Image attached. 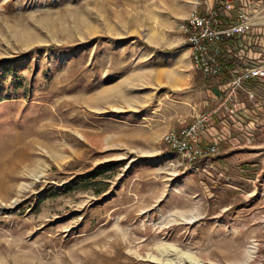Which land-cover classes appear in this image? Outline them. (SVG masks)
<instances>
[{
	"label": "rangeland",
	"instance_id": "1",
	"mask_svg": "<svg viewBox=\"0 0 264 264\" xmlns=\"http://www.w3.org/2000/svg\"><path fill=\"white\" fill-rule=\"evenodd\" d=\"M232 2L264 65V0ZM218 5L0 0V264H264V82L226 111L182 29ZM209 112L214 155L164 142Z\"/></svg>",
	"mask_w": 264,
	"mask_h": 264
},
{
	"label": "built area",
	"instance_id": "2",
	"mask_svg": "<svg viewBox=\"0 0 264 264\" xmlns=\"http://www.w3.org/2000/svg\"><path fill=\"white\" fill-rule=\"evenodd\" d=\"M217 1L218 6L206 7L202 11L197 9L192 11L182 24L191 63L195 69L208 77L220 75L225 68L224 60L231 59L227 55L230 52L229 48L227 46L222 48V42L230 41L235 37L238 41L245 38L243 33L247 27L245 14L241 9H238L234 19L227 13L233 9L232 0ZM223 8L226 14L222 12ZM243 63L242 67H234L230 70L231 80L226 85L227 90L221 103L229 112L231 109L228 108V104L234 100L237 89L243 83L254 80L264 82V65L246 68V63ZM212 113L197 115L190 124L183 128L167 132L163 136L164 142L189 162L214 155L215 144L203 145L201 142V135L206 130Z\"/></svg>",
	"mask_w": 264,
	"mask_h": 264
},
{
	"label": "trees",
	"instance_id": "3",
	"mask_svg": "<svg viewBox=\"0 0 264 264\" xmlns=\"http://www.w3.org/2000/svg\"><path fill=\"white\" fill-rule=\"evenodd\" d=\"M236 40H237L236 37L230 41L225 40L222 42L221 47L225 48L229 42L236 41ZM224 65H225V68L222 70V72L220 74V75H222V77L224 79L230 78V70H232V68H234V67L240 68L241 67V65L239 63H236L234 59H228V58H226L224 60ZM220 75H218V76H220ZM211 78H214V77H211Z\"/></svg>",
	"mask_w": 264,
	"mask_h": 264
},
{
	"label": "crops",
	"instance_id": "4",
	"mask_svg": "<svg viewBox=\"0 0 264 264\" xmlns=\"http://www.w3.org/2000/svg\"><path fill=\"white\" fill-rule=\"evenodd\" d=\"M237 1H238V0H237ZM223 9H225V8H223ZM233 10H234V5H233V9H232V10H229V12H231V11H233ZM227 13H228V12H227ZM228 14H229V13H228ZM235 15H236V10L234 11V17H235ZM234 17H233V18H234ZM229 56H230V55H229ZM241 57H242V56H241ZM241 57H240V58H241ZM244 62H245V61H244Z\"/></svg>",
	"mask_w": 264,
	"mask_h": 264
}]
</instances>
